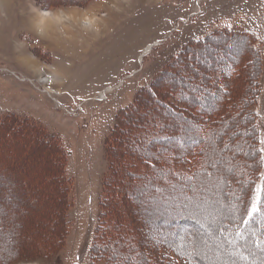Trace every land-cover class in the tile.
Here are the masks:
<instances>
[{
  "label": "rangeland",
  "instance_id": "1",
  "mask_svg": "<svg viewBox=\"0 0 264 264\" xmlns=\"http://www.w3.org/2000/svg\"><path fill=\"white\" fill-rule=\"evenodd\" d=\"M217 34L206 45L191 47ZM185 49L183 64L173 71L178 87L186 92L211 87V80H219L213 73L232 67L237 79L218 72L231 104L241 103L258 77L261 99L252 110H264V0H0V121L13 116L44 128L65 153L62 159L46 145L36 146L38 139L18 137L26 128L19 131L13 124L0 131V154L33 146L29 175L12 176L7 159L0 158V264H264V228L259 244L243 241L229 227L242 213L234 210L242 202L237 165L255 164L259 156L246 111H239V121L218 127L217 153L191 197L169 191L167 182L165 192L149 187V180L136 184L137 177L128 174L127 146L179 151L180 144L169 138L176 135L169 125L174 120L161 111L152 117L166 123L161 134L167 137L155 146L142 141L138 120L145 113L142 103H149L147 86L156 84L165 99L171 96L170 62ZM253 58L255 64L246 69ZM209 98L206 103L213 106ZM136 101L142 109L123 117L114 135L122 110ZM60 161L68 178L65 192L54 183ZM244 192L243 213L248 186ZM104 209L110 210L112 225L118 224L119 235L109 234L117 242L107 245L115 263L91 251Z\"/></svg>",
  "mask_w": 264,
  "mask_h": 264
},
{
  "label": "trees",
  "instance_id": "2",
  "mask_svg": "<svg viewBox=\"0 0 264 264\" xmlns=\"http://www.w3.org/2000/svg\"><path fill=\"white\" fill-rule=\"evenodd\" d=\"M222 34L226 36L227 33ZM230 34L239 35L238 32H230ZM218 36L219 34H217V36L210 35L203 40L194 41L191 43V47H194L196 45L204 46L208 42H211L212 39L218 38ZM189 47L190 45H188L186 49H188ZM249 47L251 46L249 45ZM186 49L181 54V56L175 59V61L170 62L168 77L169 86L167 88L171 96L168 99H165L158 89L159 86L156 84L147 86L144 91L150 95V100L148 99L149 103L147 104L142 103L143 108L145 106V113H143L141 119L138 120V126L141 129L140 136H142V141L149 140V142L154 143V146L156 145V143L159 144L161 142L160 139H165L167 135L161 134V130L165 128L166 123L159 117L155 118L154 120H152V117H156L157 111H161L169 120H174L173 122L170 121L169 125H171L170 127H172V129H176H174L176 135L172 138H169L171 139V141L178 142V144H180L179 151L174 154H170L166 152L165 149L162 150L158 148L157 150H153V147L151 148V151L146 152V148L141 149V146H138V148L133 147L131 150L130 148L128 149L127 146V157L128 159H130L129 164H127L129 167H127L132 170L128 174H130V176L137 177L138 180L136 184L139 183V178H141L143 182L149 180V187H153L156 190H162L163 192H165V187L162 184H164V182H167L169 184L166 187L167 189H169V191L170 189L172 191L174 190V188H176L177 192H182L181 194L184 198H187L189 196L191 197L193 195L191 194V188L196 184H202V177H204V175L209 172L211 166V158L214 154L216 155L217 153L216 149L218 147V139L221 135L218 131V127H220L221 124H224V121H228L230 119L237 118L236 120L239 121L241 118V114L239 111H246V118L252 120L251 133L254 135L253 140L256 144L255 150L259 155L257 160L255 161V164L259 166V170L255 169V164H253L254 162L247 163L244 161L240 162V164H238L239 166L237 165V168L241 167V171L239 169H236L235 172L236 174H238L240 171V174H242L241 176L243 177L241 180L242 198L240 199L242 200V202L240 206L238 205V207H235L234 210H236V215L241 211L242 213L238 218L237 224L234 226L229 225V227L232 231L231 233H234V231H236L241 235V238L244 239L243 241L247 239H255L256 242L259 243L260 237H258V233H261V230H263L264 228V151H262V149H264V110L262 112H258L252 110V107L253 105H256L261 99V81L260 79H258V77H255V79H253L255 76V73H253L252 77L249 78H251V80L253 79L254 87L251 88V91L247 92V94L249 93L248 96L247 94L243 93L242 98L240 99L241 103L236 105H234L233 103L231 104V97L226 95L227 93H229V90H227L225 84L220 78V73L223 71L222 74H228L229 76H233L235 77V79H237L239 77V74L236 73L237 71L232 67L228 69V72H225L224 68H219L216 73H213L214 75H212V79L219 80L218 82H213V80H211V87H204L205 85H201V87L195 86L191 89L192 93L189 91L186 92L184 88L178 87V80L176 81V79L173 78V71L177 70L179 63L183 64V59L185 58L184 54L187 52ZM254 49L255 48L253 47V53L257 54V51H255ZM191 59L188 58V61H191ZM257 59L259 63V57ZM255 62L256 59L250 60L248 63H246V69L251 67L252 64L254 65ZM258 68L260 72V65L258 66ZM219 71L220 73H218ZM247 89L248 88H246L245 90ZM205 97L207 98V100L210 99L209 97H211V99H213L214 101V105H207V100H205ZM140 106L141 104L139 105L138 101H136L126 109L122 110L119 117V122L117 123L113 131L114 135L115 132H117V130L121 127L120 121L124 120V118L129 114L135 111H140L142 109V106ZM237 110L239 114L236 112ZM148 122L151 123L148 124ZM13 124L14 126H17L13 127V129L17 128L19 129V131H21L22 128H26L27 131L24 130L23 132H17L18 137H20L21 139H38L39 142L36 143V146L46 145L49 149H54L56 152H60L62 159L65 158L64 149L63 146H61L59 139L54 135L48 133L46 130H44V128H41L37 125L29 126L28 121L26 122L13 116L8 117L6 120L4 119L0 121V131L4 132L5 130H8V127H12ZM18 137L16 138V143L21 141L19 140L20 138L18 139ZM145 137L150 139H147ZM5 143L8 144V146L11 145L10 141H5ZM32 147V145L28 144L27 148L22 149L23 151L19 150L12 153L5 152L4 154H0V158L7 159L8 162L6 168L12 176H16L19 174L29 175V164L32 162L31 160L33 157H31L28 153L29 151H33ZM135 149L139 150L140 152L136 151ZM231 149L232 147L231 145H229L227 147V150L231 151ZM141 150L144 151L142 152ZM24 151H26L27 154H25ZM232 151H235V149H233ZM23 156L25 157L23 158ZM19 158L26 159V161L22 160V164L20 163L15 166V162H18ZM57 166V179L53 178L56 179V182L54 183L57 185V187L59 185L60 188L65 192V190H67L68 188L66 166L64 162L62 163V161H60ZM21 167H23L24 169H21ZM126 175L127 174L125 173V176ZM113 182L114 180L110 176V178L107 180L108 186L111 185L110 188L114 186ZM247 186L250 189V196L249 201H247V211L243 213V207L247 198L246 197L243 201V197L245 195V192L243 193V190ZM117 188L119 189V186H117ZM106 190L110 191L111 189L108 188ZM108 201L109 200H107L106 202ZM256 201L257 206L254 205ZM254 207L258 208L259 211L254 212ZM102 213L103 216H100L97 220V225L94 230L91 251L95 258L106 260L108 259L115 263L113 257H111L113 255L107 253V248H110L107 247V245H111L112 242L113 244L117 242V237L113 238V236L109 234L112 233L113 235H119V233L116 231L118 228V224L116 223V225H112L114 221H112V219L110 218L109 209H104ZM64 220L66 225L67 219L65 216ZM33 232L34 234H37V230ZM247 232H250L251 235H248ZM29 241L31 243L34 242L35 245H37L38 242L36 240V237H32L31 239H29ZM259 244H261V242ZM253 245L255 246V244Z\"/></svg>",
  "mask_w": 264,
  "mask_h": 264
},
{
  "label": "bare ground",
  "instance_id": "3",
  "mask_svg": "<svg viewBox=\"0 0 264 264\" xmlns=\"http://www.w3.org/2000/svg\"><path fill=\"white\" fill-rule=\"evenodd\" d=\"M45 21V20H44ZM43 21V22H44ZM88 21H89V23H90V25H91V23H92V21H91V19H88ZM86 25V24H85ZM47 27V26H46ZM39 29V28H38ZM42 29V28H41ZM152 45H150V46H148V48H147V50H146V54H148L151 50H152ZM111 91V89H108V90H106V92H103L102 93V97H106V94H107V92L109 93Z\"/></svg>",
  "mask_w": 264,
  "mask_h": 264
},
{
  "label": "snow or ice",
  "instance_id": "4",
  "mask_svg": "<svg viewBox=\"0 0 264 264\" xmlns=\"http://www.w3.org/2000/svg\"><path fill=\"white\" fill-rule=\"evenodd\" d=\"M262 151H264V149H262ZM253 211H254V212H258L259 209L254 207V208H253ZM262 251H264V249H262Z\"/></svg>",
  "mask_w": 264,
  "mask_h": 264
}]
</instances>
